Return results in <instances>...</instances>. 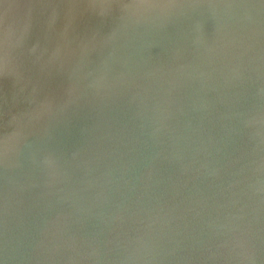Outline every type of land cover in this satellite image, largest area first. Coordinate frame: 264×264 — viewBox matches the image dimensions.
Segmentation results:
<instances>
[{
  "label": "water",
  "instance_id": "95a60500",
  "mask_svg": "<svg viewBox=\"0 0 264 264\" xmlns=\"http://www.w3.org/2000/svg\"><path fill=\"white\" fill-rule=\"evenodd\" d=\"M0 264H264V0H0Z\"/></svg>",
  "mask_w": 264,
  "mask_h": 264
}]
</instances>
